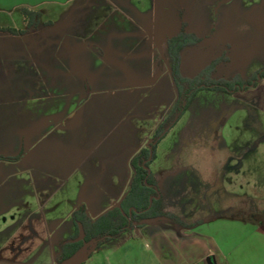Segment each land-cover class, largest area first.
<instances>
[{
    "label": "rangeland",
    "instance_id": "1",
    "mask_svg": "<svg viewBox=\"0 0 264 264\" xmlns=\"http://www.w3.org/2000/svg\"><path fill=\"white\" fill-rule=\"evenodd\" d=\"M87 8L66 29L74 36L50 32L45 51L0 60V264H56L59 243L75 234L73 213L83 204L97 218L125 197L131 161L154 143L150 171L164 190L183 189L174 212L210 247H225L231 233L235 249L263 264L264 0H90ZM60 13L46 10L25 36L52 31L69 18ZM183 23L199 40L181 56L184 77L225 58L213 81H258L235 94L200 91L158 133L178 99L166 48ZM129 239L119 253L113 244L92 250L83 264H133L125 254L142 241Z\"/></svg>",
    "mask_w": 264,
    "mask_h": 264
},
{
    "label": "trees",
    "instance_id": "2",
    "mask_svg": "<svg viewBox=\"0 0 264 264\" xmlns=\"http://www.w3.org/2000/svg\"><path fill=\"white\" fill-rule=\"evenodd\" d=\"M21 16L26 24V29L0 26V33L17 37L25 36L28 29L37 26L40 22L41 13L24 8L21 10ZM198 42L199 40L195 35L187 33L185 23L182 25L180 34L169 40L166 56L171 62L172 77L178 99L172 112L160 126L158 133L166 131L176 124L202 90L235 94L239 91H246L257 84V76L247 81L240 77L232 82L213 81V75L219 64L227 61L225 58L214 61L195 78L184 77L181 74V56L187 48L195 46ZM259 77H264V71L260 73ZM20 158L8 160L18 161ZM155 158L156 144L150 149H143L140 155L131 161L135 176L129 193L122 200L119 208H114L93 220L88 216L86 206L80 205L73 213L75 234L68 240L59 243V251L55 257L56 264H64L69 261L77 256L85 246H88V250L92 246L99 249L103 245L119 239L125 232L132 230L135 226H144L142 221L147 218L165 217L171 224L190 228V225L186 224L180 217L165 211L158 182L150 172V164ZM257 224L264 228V220H258ZM87 256L89 257L88 251Z\"/></svg>",
    "mask_w": 264,
    "mask_h": 264
},
{
    "label": "crops",
    "instance_id": "3",
    "mask_svg": "<svg viewBox=\"0 0 264 264\" xmlns=\"http://www.w3.org/2000/svg\"><path fill=\"white\" fill-rule=\"evenodd\" d=\"M88 1L90 0H0V26L18 28L19 26L17 25L21 24L20 27H22L25 23L21 16V10L24 8L40 12L41 14L46 10L56 9L59 12L61 11L60 15L63 13L69 17L68 20L56 24L52 31H43L36 35L17 37L0 33V60H6L5 58L21 60L24 57L27 58L31 51H45L47 48L45 45L46 38L50 32H59L63 36H74L70 35V33L68 34L66 29H71L75 25L77 17L89 15ZM61 29L64 32H61ZM151 173L158 182L165 211L180 217L186 224L190 225V228H183L171 224L167 220H160L156 223L144 224L142 227L135 226L132 230L125 232L119 239L105 245H116V252L119 253L122 250L121 245L124 244V240L129 239V237V240L133 238L142 241L141 245L134 244L125 254L127 258L132 256L131 261L133 264H251L253 262V252L249 250L238 251L230 244L231 233L225 235L228 245L224 242L225 247H221L220 243L219 245L217 244L216 249L210 247L206 242L208 237L194 230L195 226L193 225L196 223L190 222L187 215L174 212L173 210L174 205H177L179 199L183 197V189L176 188L175 190L171 188L164 190L162 187H165L163 185L166 180L154 175L153 172ZM125 197L115 202V205H112L108 211L119 208ZM174 201L177 203H174ZM86 209L91 219L95 220L98 218H92L87 206ZM261 228L264 230L263 227ZM245 236L247 237V235ZM225 238H223V241ZM212 239L215 240L216 238L212 236ZM103 247L104 245L101 248ZM92 250L96 251L98 249H95L94 246L90 247L87 250L89 255ZM83 256L84 254L80 257L83 258L80 264H83L88 258L87 255L85 258ZM116 264H122L121 260H117Z\"/></svg>",
    "mask_w": 264,
    "mask_h": 264
},
{
    "label": "water",
    "instance_id": "4",
    "mask_svg": "<svg viewBox=\"0 0 264 264\" xmlns=\"http://www.w3.org/2000/svg\"><path fill=\"white\" fill-rule=\"evenodd\" d=\"M154 144H156V143H154ZM160 220H166V218L165 217H156V218H150V219L147 218V219L143 220L142 223L143 224H152V223H156ZM87 250H88V246H85L77 256L73 257L72 259L65 262L64 264H75L77 258H80L82 256V254L86 253Z\"/></svg>",
    "mask_w": 264,
    "mask_h": 264
},
{
    "label": "bare ground",
    "instance_id": "5",
    "mask_svg": "<svg viewBox=\"0 0 264 264\" xmlns=\"http://www.w3.org/2000/svg\"><path fill=\"white\" fill-rule=\"evenodd\" d=\"M78 259V258H77Z\"/></svg>",
    "mask_w": 264,
    "mask_h": 264
}]
</instances>
